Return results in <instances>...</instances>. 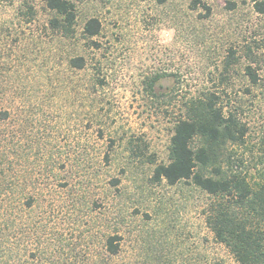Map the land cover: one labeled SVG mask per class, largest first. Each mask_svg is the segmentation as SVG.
I'll return each instance as SVG.
<instances>
[{
    "label": "rangeland",
    "instance_id": "rangeland-1",
    "mask_svg": "<svg viewBox=\"0 0 264 264\" xmlns=\"http://www.w3.org/2000/svg\"><path fill=\"white\" fill-rule=\"evenodd\" d=\"M70 1L77 13L72 39L50 30L54 15L45 0L0 3V60L14 88L3 103L11 120L2 128L29 154L27 165L38 166L26 176L39 198L30 210L15 203L0 219V264L97 258L116 233L124 238L119 264H239L207 224L215 197L191 182L170 186L152 177L169 162L185 102L215 90L230 49L242 57L250 37L264 35V15L251 0H201L212 8L209 17L202 5L191 7L194 0ZM27 3L38 12L29 25L21 13ZM91 18L102 30L88 39ZM77 56L87 60L83 70L70 66ZM234 62L230 85L246 86L243 60ZM156 75L163 76L158 94L168 95L161 103L145 91ZM256 104L249 119L258 137L264 99ZM246 164L257 175L248 155Z\"/></svg>",
    "mask_w": 264,
    "mask_h": 264
},
{
    "label": "trees",
    "instance_id": "trees-1",
    "mask_svg": "<svg viewBox=\"0 0 264 264\" xmlns=\"http://www.w3.org/2000/svg\"><path fill=\"white\" fill-rule=\"evenodd\" d=\"M4 1L13 0H0V3ZM251 3L256 13L264 15V0H251ZM199 5L205 10V17H209L211 6L194 0L191 7L198 9ZM45 6L54 15L48 22L50 30L65 39L76 37L75 4L70 0H45ZM227 7L236 9L237 3L230 1ZM27 9L21 12L26 19L25 25L32 24L38 13L30 3H27ZM101 30L100 20L91 18L86 22L83 33L92 39ZM238 54V49H230L215 90H208L202 96L185 102V114L176 121L171 138L169 162L154 168L152 180L157 183L166 181L170 186L191 182L215 197L206 221L216 240L239 264H264V130L262 135L253 136L255 127L249 119L251 112L259 107L256 102L264 99V35L255 33L244 45L243 56ZM240 60H243L242 74L247 85L231 86L230 69L234 61ZM86 63L82 56L70 59V66L74 69L83 70ZM7 64L0 60V219L15 203L23 211L33 209L39 202L32 191L35 188L27 187L34 185L30 182L32 177L26 176L30 172L28 168L38 166L27 165L29 154H22L12 134L2 128H6L5 123L11 120V113L3 103L14 91L7 78ZM162 77L156 75L144 83L145 91L159 103L168 96L157 92L156 87ZM97 81L98 85L104 86L105 79L98 76ZM16 89L19 90L18 87ZM40 154L41 150H38L36 157ZM247 155L252 158L257 175L249 171ZM123 240L118 233L109 234L102 254L97 258L85 255L73 258L74 264H119ZM152 259L144 258V264H153ZM138 260L127 264H138Z\"/></svg>",
    "mask_w": 264,
    "mask_h": 264
}]
</instances>
